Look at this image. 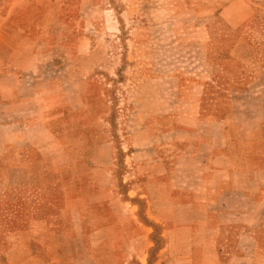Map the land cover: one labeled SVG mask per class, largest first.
Returning a JSON list of instances; mask_svg holds the SVG:
<instances>
[{"label":"crops","instance_id":"1","mask_svg":"<svg viewBox=\"0 0 264 264\" xmlns=\"http://www.w3.org/2000/svg\"><path fill=\"white\" fill-rule=\"evenodd\" d=\"M1 14L0 8V156L9 157L3 171L24 174L26 187L41 189L73 161L55 128L65 108L84 102L72 76L81 52L63 63L50 58L44 72L38 52L22 49L49 43L42 24H14ZM88 41L82 31L73 37L79 47ZM159 76L151 105L140 104L129 118L120 178L113 142L92 147L74 229L57 224L19 240L14 250L31 256L18 264H221V252L233 254L228 264H261L247 259L264 252L256 231L264 222V165L253 147L263 139L253 133L262 124L259 110L208 95L252 91L210 89L182 75L164 85ZM148 81L137 92L152 87ZM156 225L163 239L157 247ZM227 228L238 231L223 234Z\"/></svg>","mask_w":264,"mask_h":264},{"label":"rangeland","instance_id":"2","mask_svg":"<svg viewBox=\"0 0 264 264\" xmlns=\"http://www.w3.org/2000/svg\"><path fill=\"white\" fill-rule=\"evenodd\" d=\"M0 8L14 24H42L49 43L22 49L38 52L44 72L50 58L63 63L81 52L72 64V76L84 99L80 109L65 108L55 128L73 161L49 174L47 187H26L30 185L24 174L3 171L9 157L0 156V264H18L31 256L14 250L19 240L37 238L57 224L74 229L82 207L78 202L88 185L85 171L92 147L113 142L115 177L120 178L129 118L140 104L147 108L155 99V75H161L158 80L164 85L182 75L179 78L197 79L210 89L218 85L251 90L208 95L222 103L230 97L251 102L259 110L262 124L253 133L263 139L253 147L264 165V0H0ZM78 31L89 37L80 47L73 42ZM145 80L154 81L152 87L137 92ZM118 190L123 191L120 184ZM50 214L64 217H39ZM161 230L155 226L156 247L163 240L158 237ZM225 231L234 235L238 230ZM256 231L264 249V222ZM232 258L231 253L219 254L221 264ZM247 259L263 264L264 252Z\"/></svg>","mask_w":264,"mask_h":264}]
</instances>
